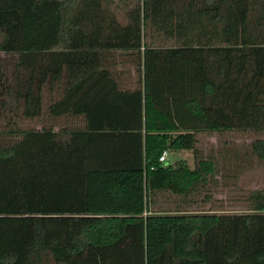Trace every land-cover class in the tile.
Listing matches in <instances>:
<instances>
[{
  "label": "trees",
  "instance_id": "16d2710c",
  "mask_svg": "<svg viewBox=\"0 0 264 264\" xmlns=\"http://www.w3.org/2000/svg\"><path fill=\"white\" fill-rule=\"evenodd\" d=\"M1 54L0 264H264V188L190 198L219 179L201 135L264 132V0H0ZM45 89L65 126L22 128Z\"/></svg>",
  "mask_w": 264,
  "mask_h": 264
},
{
  "label": "rangeland",
  "instance_id": "374dc122",
  "mask_svg": "<svg viewBox=\"0 0 264 264\" xmlns=\"http://www.w3.org/2000/svg\"><path fill=\"white\" fill-rule=\"evenodd\" d=\"M117 17L123 22L124 14L122 12L117 13ZM17 62L18 56L0 55V75L8 78L11 84H13L12 82H14V78L16 77L15 67ZM125 83L126 86L131 85L133 78L131 80L126 79ZM55 95V92L52 93L48 89H45L43 112L39 118H24L22 114L23 108L21 107L19 120L22 128L40 130L47 126L57 128L58 125V129L65 126L64 119L56 122L49 115V103L52 98L55 99ZM3 97H0V104ZM7 101L12 102V98L9 96ZM6 111H10V108ZM2 122L0 110V125ZM74 124V120L70 121V126ZM263 137L264 132L258 131L201 135L198 145H200L199 147L204 152V157L213 154L216 162L219 163V179H212L205 186L198 188L190 197L192 198V202H194L193 205L199 207L201 210L219 208L230 215L245 211L247 208L245 199L248 193L251 190L264 188V163L250 156L252 142ZM237 152L240 155L239 157H237ZM181 159L186 160L191 168H194L198 162V158L195 157L193 152L168 151L166 157L168 164H176ZM172 202L173 199L169 198V196L159 195L156 198V205L153 206V209L170 208L172 207Z\"/></svg>",
  "mask_w": 264,
  "mask_h": 264
},
{
  "label": "built area",
  "instance_id": "2783aa9c",
  "mask_svg": "<svg viewBox=\"0 0 264 264\" xmlns=\"http://www.w3.org/2000/svg\"><path fill=\"white\" fill-rule=\"evenodd\" d=\"M166 157H167V153L164 152V153L160 156L159 161H160L161 163L166 162Z\"/></svg>",
  "mask_w": 264,
  "mask_h": 264
},
{
  "label": "crops",
  "instance_id": "0c3cea01",
  "mask_svg": "<svg viewBox=\"0 0 264 264\" xmlns=\"http://www.w3.org/2000/svg\"><path fill=\"white\" fill-rule=\"evenodd\" d=\"M129 70H131V69H129ZM132 73H133V69H132ZM133 75H134V73H133ZM130 79V78H129Z\"/></svg>",
  "mask_w": 264,
  "mask_h": 264
}]
</instances>
